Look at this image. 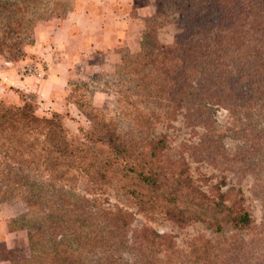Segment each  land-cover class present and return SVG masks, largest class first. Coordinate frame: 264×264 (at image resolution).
Returning a JSON list of instances; mask_svg holds the SVG:
<instances>
[{"label":"trees","instance_id":"obj_1","mask_svg":"<svg viewBox=\"0 0 264 264\" xmlns=\"http://www.w3.org/2000/svg\"><path fill=\"white\" fill-rule=\"evenodd\" d=\"M179 1L158 0L144 20L139 51L120 49L115 74L122 83L113 111L94 108L74 90L72 103L88 122L79 138L70 137L58 114L37 115L23 95L22 105L0 102V200L26 208L13 229L27 231L30 250L17 262L9 255V264H264V0H185L182 7ZM66 5L0 0V57H25L34 14ZM176 14L183 32L173 44H160L156 31ZM220 108L230 122L209 125ZM179 117L206 127L198 144L174 155L156 130ZM227 137L238 141L233 153L225 148ZM198 158L252 177L263 212L259 225L240 188L208 194L197 185L188 162ZM113 184L144 216L161 215L178 227L198 223L209 237L180 247L171 235L134 228L132 212L95 197Z\"/></svg>","mask_w":264,"mask_h":264},{"label":"rangeland","instance_id":"obj_2","mask_svg":"<svg viewBox=\"0 0 264 264\" xmlns=\"http://www.w3.org/2000/svg\"><path fill=\"white\" fill-rule=\"evenodd\" d=\"M89 2H94L93 6L89 5ZM164 1V0H163ZM203 4L208 0H199ZM87 4H84V3ZM185 0L179 1V7L186 5ZM158 0H67L66 7L62 11L57 10L54 13H41L37 12L32 18V26L29 27L27 39L32 41V45H24L23 51L25 57L10 62L0 57V70L5 67H10L9 63L14 65L23 62L22 67H18V75L20 78H30L35 84H39L45 77L46 71L53 64H56L61 55L58 50H55L53 44L43 40L40 45H36L34 38V30L38 27H42L45 23H50L56 27H59L63 19L72 13L82 11L86 6V10L95 13L97 16L104 14L108 17L105 19L110 22L113 20H126L132 22L136 27L130 35L128 40L131 42L132 47L136 50L129 48L125 42L122 44L123 38H120V44L113 52V57L108 51H105L95 44L87 46V49H74L71 44V49L64 51V59L69 62V81L65 91V106L66 108L62 112H56L50 110V106L40 102L36 93L25 92L14 87H6L4 96L0 99V102L8 105H22V95L31 99L35 105L36 114L39 116L50 117L53 113L60 116L64 127L68 130L70 137L79 138L80 129H87L88 122L79 113L75 105L72 103L76 101L78 95L75 94L76 89L80 88V91L84 94L83 99L89 101L94 108L106 109L109 112L115 109V102L117 100L116 91L121 85L122 81L115 74V67L120 64L121 55L120 49L126 48L130 53L135 54L140 49L142 43L144 22L145 19L150 18L156 11ZM206 10L200 11V15H203ZM197 17V16H195ZM200 18V17H198ZM104 20V22H105ZM152 27V26H150ZM130 29V26L129 28ZM184 30V26L181 22L179 14L176 17L170 19V23L163 25L156 31L155 38L160 44L171 45L174 42L176 35L181 34ZM127 31V29H126ZM46 31L41 30L42 36ZM51 48V50H50ZM70 49V50H69ZM55 51V54H52ZM58 58V59H56ZM12 64V65H13ZM53 67V66H52ZM2 84V77L0 76V88ZM5 86V85H4ZM14 93L15 99L12 98ZM3 93L0 89V94ZM75 96L72 98L71 95ZM215 120L216 124L220 127H226L230 122V117L225 109H217L214 115L208 118V124ZM186 122L182 121L179 117L174 121L171 127L165 129L159 127L156 133H163L167 136L169 142L170 154L179 155L183 151V146L198 144L202 139L206 126H187ZM126 128L125 125H122ZM225 148L228 152L233 153L237 149L238 141L236 139L227 137L224 140ZM185 157L186 154H185ZM189 173L193 180L197 183L202 190L208 194H213L217 191V187L220 188L222 193H227L230 187L240 188L244 198V208L251 216L252 222L255 225H259L262 221L263 212L260 200L252 192L253 179L250 176H234V174L224 171L223 169H216L204 162L203 160L195 159L188 162ZM77 189L80 193L85 195L86 188L82 183L77 185ZM95 197L99 198L103 205L108 207L119 206L127 209L134 215V228H141L142 226H148L151 229L157 231L160 234L171 235L175 238V242L178 246L184 247L188 241L198 235L208 236L209 231H206L201 224L194 223L185 227H178L171 221L165 219L161 215H154L150 217L144 216L138 212L136 207L130 198L123 195L121 190L115 185H106L101 190L94 192ZM26 213V208L18 200H9L2 202L0 200V229L5 228V232L14 233L11 236L13 242V251L7 250L4 243H0V259L7 260L8 256H12L13 261H21L28 259L30 255L28 244V233L25 230H14L20 223L14 224V221L19 220ZM11 230V231H10ZM3 232V231H2ZM2 232H0V240H2ZM4 232V233H5ZM244 232H242L243 234ZM4 238V235H3Z\"/></svg>","mask_w":264,"mask_h":264},{"label":"crops","instance_id":"obj_3","mask_svg":"<svg viewBox=\"0 0 264 264\" xmlns=\"http://www.w3.org/2000/svg\"><path fill=\"white\" fill-rule=\"evenodd\" d=\"M88 3L90 6L94 5V2L88 1ZM84 4L87 3L85 2ZM83 7L82 11L72 13L63 19L59 27L45 23L42 27L34 30L36 45H40L45 40L48 45L53 44L55 46V50L59 51L61 57L56 64L52 65L53 67H49L46 71V77L39 84H35L30 78L22 79L19 77L18 67H22L23 62L16 65L9 63L10 67L0 70V76L2 77L0 89L3 92L0 94V99L4 96L6 87H14L21 91L36 93L40 102L50 106V110L62 112L66 108L65 91L70 76L69 62L64 59L63 55L65 53L63 50L66 52L68 48L71 49V44H74L72 47L75 50L77 48L87 49L88 45L95 44L97 47L108 51L113 57L114 50L120 44V38H123L122 44L125 42L133 51L136 50L128 40L130 32L136 27L134 23L123 21L122 19L108 22L105 20L108 14L107 16H104V14L97 16L95 13L88 11V9L86 10V6ZM129 26L130 29H128ZM41 30L46 31L44 36L41 35ZM52 54H55V51H52ZM13 96L14 93H12V98L15 99ZM0 232H2L0 243H4L7 250L13 251L14 246L11 236L14 233L5 232L4 227L0 229ZM0 264H9V262L1 258Z\"/></svg>","mask_w":264,"mask_h":264}]
</instances>
